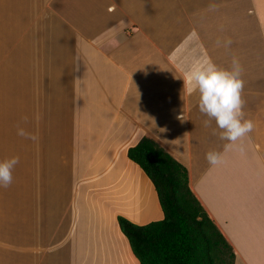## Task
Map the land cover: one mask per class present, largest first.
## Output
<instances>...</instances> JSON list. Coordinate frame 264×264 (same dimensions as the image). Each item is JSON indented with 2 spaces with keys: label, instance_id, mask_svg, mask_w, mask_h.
<instances>
[{
  "label": "crops",
  "instance_id": "crops-1",
  "mask_svg": "<svg viewBox=\"0 0 264 264\" xmlns=\"http://www.w3.org/2000/svg\"><path fill=\"white\" fill-rule=\"evenodd\" d=\"M87 7L108 25L79 27ZM233 57L254 129L225 151L183 79ZM145 136L187 168L235 264H264V0H0V161L20 158L0 187V264H141L118 218L165 217L128 157Z\"/></svg>",
  "mask_w": 264,
  "mask_h": 264
},
{
  "label": "trees",
  "instance_id": "trees-1",
  "mask_svg": "<svg viewBox=\"0 0 264 264\" xmlns=\"http://www.w3.org/2000/svg\"><path fill=\"white\" fill-rule=\"evenodd\" d=\"M128 157L153 182L165 215L142 226L118 218L140 263L235 264L233 247L190 187L187 168L149 136Z\"/></svg>",
  "mask_w": 264,
  "mask_h": 264
},
{
  "label": "clouds",
  "instance_id": "clouds-1",
  "mask_svg": "<svg viewBox=\"0 0 264 264\" xmlns=\"http://www.w3.org/2000/svg\"><path fill=\"white\" fill-rule=\"evenodd\" d=\"M227 44L230 45L231 41ZM242 73L243 68L236 57H233L229 68H220L210 59H206L194 64L186 71L183 79L182 93L186 91L189 95L197 94L198 109L207 117L203 124L205 127H210L212 122H215L216 128L219 129V138L228 142L224 145L225 151L231 150L254 129L253 121L245 119L246 101L243 98L245 81ZM177 118L182 123L186 121L184 113ZM17 135L25 139H35L34 135L19 126ZM239 150L243 151L242 143L239 145ZM206 158L210 165L215 166L222 162L223 154L209 151ZM19 161L18 156L0 161V187L8 188L12 184L13 171Z\"/></svg>",
  "mask_w": 264,
  "mask_h": 264
},
{
  "label": "rangeland",
  "instance_id": "rangeland-1",
  "mask_svg": "<svg viewBox=\"0 0 264 264\" xmlns=\"http://www.w3.org/2000/svg\"><path fill=\"white\" fill-rule=\"evenodd\" d=\"M96 13L90 11L88 7L84 8L81 10L80 17L73 18V21L77 23V25L81 27L82 29L89 31V33H90V28H92L93 24L88 25V24H85L86 22L95 23L96 21L97 26L99 25V26L106 27L110 21L106 19L105 16H101V15H98V13L97 14Z\"/></svg>",
  "mask_w": 264,
  "mask_h": 264
}]
</instances>
